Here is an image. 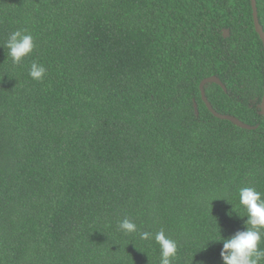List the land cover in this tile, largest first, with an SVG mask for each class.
<instances>
[{
    "label": "trees",
    "instance_id": "1",
    "mask_svg": "<svg viewBox=\"0 0 264 264\" xmlns=\"http://www.w3.org/2000/svg\"><path fill=\"white\" fill-rule=\"evenodd\" d=\"M18 29L35 49L14 65L0 47V264H159L140 233L161 229L173 264H222L209 240L242 230L238 189L264 193L251 0H0V46ZM213 76L214 109L257 130L209 111Z\"/></svg>",
    "mask_w": 264,
    "mask_h": 264
},
{
    "label": "clouds",
    "instance_id": "2",
    "mask_svg": "<svg viewBox=\"0 0 264 264\" xmlns=\"http://www.w3.org/2000/svg\"><path fill=\"white\" fill-rule=\"evenodd\" d=\"M0 47L7 49V57L11 59L14 65H19L33 53L35 49L34 37L27 30L18 29L11 32L3 46ZM46 74L47 69L43 64L36 61L31 63L28 72L31 79L42 81ZM236 195L239 206L244 210V215L241 216L236 213L234 206L233 211L244 220L242 230L225 238L219 227L218 233L213 235L209 242L222 243L220 252L222 264H264V247H262L264 245V193L258 191L255 187L244 186L238 189ZM215 200L229 202L226 197L216 198L213 201ZM118 227L128 234L137 231V225L128 218L121 220ZM140 236L144 240H154L159 245V264H173L178 253V245L163 229L155 234L142 232Z\"/></svg>",
    "mask_w": 264,
    "mask_h": 264
},
{
    "label": "water",
    "instance_id": "3",
    "mask_svg": "<svg viewBox=\"0 0 264 264\" xmlns=\"http://www.w3.org/2000/svg\"><path fill=\"white\" fill-rule=\"evenodd\" d=\"M251 3H252L253 19H254L255 29H256V32L259 35L260 39L262 40L263 45H264V28L260 23L257 0H251ZM224 32H225L224 33L225 38L230 36L229 30H225ZM210 84H217V85L221 86L225 92H227V87L222 82V80L217 76L206 78L201 83L200 88H201V93H202V99H203L204 103L206 104L207 108L209 109V111L216 118L223 120V121H229V122L233 123L236 127H239L241 129H244L247 131H254V130H257L259 128L258 126L249 125V124L243 122L241 119H239L233 115H224V114L217 112L207 97L206 87ZM259 108H260V114L264 117V97H263L262 103H261ZM195 110H196V114L199 115V108H198L196 103H195Z\"/></svg>",
    "mask_w": 264,
    "mask_h": 264
}]
</instances>
